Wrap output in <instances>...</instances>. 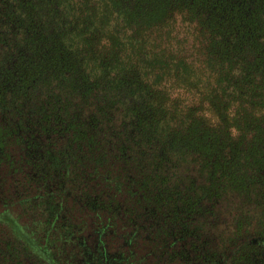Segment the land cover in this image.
<instances>
[{
  "label": "trees",
  "instance_id": "trees-1",
  "mask_svg": "<svg viewBox=\"0 0 264 264\" xmlns=\"http://www.w3.org/2000/svg\"><path fill=\"white\" fill-rule=\"evenodd\" d=\"M1 204L0 264H264V0H0Z\"/></svg>",
  "mask_w": 264,
  "mask_h": 264
},
{
  "label": "rangeland",
  "instance_id": "rangeland-1",
  "mask_svg": "<svg viewBox=\"0 0 264 264\" xmlns=\"http://www.w3.org/2000/svg\"><path fill=\"white\" fill-rule=\"evenodd\" d=\"M0 206H3V211L6 213H11V215L16 216L22 209L21 206H19L18 204H16L15 206H9V205H4L1 204ZM9 216V217H13V216ZM36 230V229H35Z\"/></svg>",
  "mask_w": 264,
  "mask_h": 264
}]
</instances>
